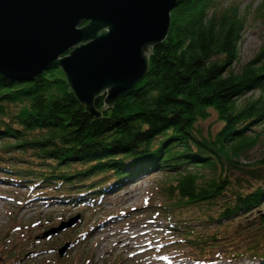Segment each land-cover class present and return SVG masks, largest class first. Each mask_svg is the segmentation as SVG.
<instances>
[{
	"label": "trees",
	"instance_id": "1",
	"mask_svg": "<svg viewBox=\"0 0 264 264\" xmlns=\"http://www.w3.org/2000/svg\"><path fill=\"white\" fill-rule=\"evenodd\" d=\"M243 29L234 6L177 0L167 37L151 48L146 76L99 120L78 102L60 68L32 81L0 75V180L23 183L35 199L101 210L111 191L165 173L156 187L161 200L143 207L170 238L160 246L192 250L200 262L248 257L264 264L262 242L240 245L238 238L240 218L264 202V151L255 166L240 161H250L261 137L255 127L264 126V47L234 67ZM104 99L103 93L94 99L96 112ZM210 110L221 123L215 133L200 125ZM212 224L233 230L223 236L208 230ZM255 225L264 230V215L249 223ZM3 248L6 264L23 259Z\"/></svg>",
	"mask_w": 264,
	"mask_h": 264
},
{
	"label": "rangeland",
	"instance_id": "2",
	"mask_svg": "<svg viewBox=\"0 0 264 264\" xmlns=\"http://www.w3.org/2000/svg\"><path fill=\"white\" fill-rule=\"evenodd\" d=\"M218 1L220 8L236 7L239 17L244 20L243 33L237 44L238 60L234 66L235 71L240 70L246 62L256 59L264 47V0ZM259 92V89L254 91L253 97H257ZM200 125L214 133L221 128L216 113L211 110L210 118ZM255 129L261 131L260 142L250 152L249 162L243 158L240 160L248 165L259 159L264 151V126L259 125ZM19 164L26 165L22 161ZM167 177L165 173L156 172L137 178L119 191H111V196H104L101 210H83L76 204L61 205L46 197L35 199L31 196V189L23 187V183L14 186L12 181L0 180V244L4 245V253L8 252L10 256L24 255L18 264H205L193 258L197 254L192 250L172 244L160 246L170 238L162 231L163 226L146 215L149 207H143L157 205L161 198L156 194V187ZM0 178L4 179L3 176ZM252 211L240 218V228L244 230L238 237L239 244L260 240L264 247V230L257 225L249 227L251 221L264 215V202ZM75 216L83 219L75 222V228L45 235ZM208 230H220L223 236H227L233 226L215 227L212 224ZM77 233L81 235L80 239L69 244ZM225 240L218 242L221 251L227 243ZM64 245L67 246L65 253L59 257L58 251ZM213 248L216 247L211 251ZM1 257L0 252V264H6L7 260ZM213 264H260V261L244 257L233 263L223 260Z\"/></svg>",
	"mask_w": 264,
	"mask_h": 264
},
{
	"label": "water",
	"instance_id": "3",
	"mask_svg": "<svg viewBox=\"0 0 264 264\" xmlns=\"http://www.w3.org/2000/svg\"><path fill=\"white\" fill-rule=\"evenodd\" d=\"M176 6L177 0H0V75L32 81L60 68L78 102L99 120L146 76L151 48L167 37ZM101 93L105 107L96 112Z\"/></svg>",
	"mask_w": 264,
	"mask_h": 264
},
{
	"label": "bare ground",
	"instance_id": "4",
	"mask_svg": "<svg viewBox=\"0 0 264 264\" xmlns=\"http://www.w3.org/2000/svg\"><path fill=\"white\" fill-rule=\"evenodd\" d=\"M168 264H175V263H172V262H171V263H168Z\"/></svg>",
	"mask_w": 264,
	"mask_h": 264
}]
</instances>
